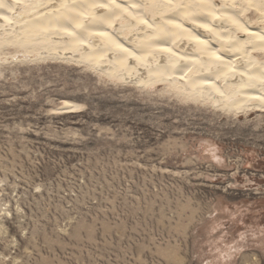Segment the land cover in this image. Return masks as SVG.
Returning <instances> with one entry per match:
<instances>
[{
	"label": "rangeland",
	"instance_id": "rangeland-1",
	"mask_svg": "<svg viewBox=\"0 0 264 264\" xmlns=\"http://www.w3.org/2000/svg\"><path fill=\"white\" fill-rule=\"evenodd\" d=\"M1 50L0 264H264V111Z\"/></svg>",
	"mask_w": 264,
	"mask_h": 264
},
{
	"label": "bare ground",
	"instance_id": "bare-ground-1",
	"mask_svg": "<svg viewBox=\"0 0 264 264\" xmlns=\"http://www.w3.org/2000/svg\"><path fill=\"white\" fill-rule=\"evenodd\" d=\"M3 47L222 112L264 111V0H0Z\"/></svg>",
	"mask_w": 264,
	"mask_h": 264
}]
</instances>
